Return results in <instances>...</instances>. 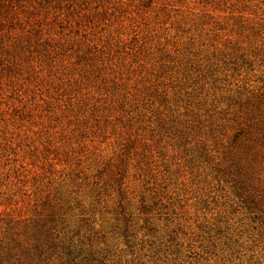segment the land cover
<instances>
[{"label": "rangeland", "instance_id": "374dc122", "mask_svg": "<svg viewBox=\"0 0 264 264\" xmlns=\"http://www.w3.org/2000/svg\"><path fill=\"white\" fill-rule=\"evenodd\" d=\"M0 264H264V0H0Z\"/></svg>", "mask_w": 264, "mask_h": 264}]
</instances>
